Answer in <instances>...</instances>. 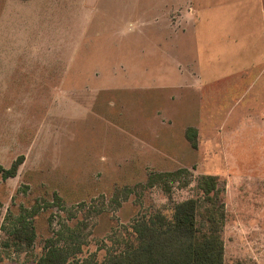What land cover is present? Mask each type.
<instances>
[{
    "label": "rangeland",
    "instance_id": "1",
    "mask_svg": "<svg viewBox=\"0 0 264 264\" xmlns=\"http://www.w3.org/2000/svg\"><path fill=\"white\" fill-rule=\"evenodd\" d=\"M24 2L0 0V264H36L58 232L80 246L77 257L102 262L123 248L140 211L171 216L173 203L201 197L202 175L222 189L224 264H264V110L260 125L221 126L195 88H187L190 102L185 91L174 106L168 86L175 64L193 72L194 23L213 0ZM42 53L61 56L50 76L46 61H30ZM51 76L53 87H34L43 86L36 77ZM21 157L17 174L5 176ZM181 168L168 192L156 185L120 206L112 201L116 189L145 183L151 172ZM55 195L60 204L33 218L29 251L3 246L21 206Z\"/></svg>",
    "mask_w": 264,
    "mask_h": 264
},
{
    "label": "trees",
    "instance_id": "2",
    "mask_svg": "<svg viewBox=\"0 0 264 264\" xmlns=\"http://www.w3.org/2000/svg\"><path fill=\"white\" fill-rule=\"evenodd\" d=\"M196 136V129H187V137L193 147L197 146ZM21 162L22 157L15 160L9 169L4 170L5 176H15ZM184 172H187L186 168L173 172H151L145 183L116 189L112 201L120 206L131 194L156 185L168 192V179H176ZM197 188L201 197L173 203L171 216L160 208L140 211L130 225L123 248L109 253L102 262L93 256L77 257L81 252L80 246L75 243L68 245L65 239L63 242L62 233L58 232L55 238L46 240L44 252L37 258L36 264H224L222 229L226 222V209L222 189L211 175H202ZM61 201L55 195V201H47L44 206H21L20 213L7 231V237L1 241L3 246L12 248L15 253L29 251L36 240L33 218L41 208L58 206Z\"/></svg>",
    "mask_w": 264,
    "mask_h": 264
},
{
    "label": "crops",
    "instance_id": "3",
    "mask_svg": "<svg viewBox=\"0 0 264 264\" xmlns=\"http://www.w3.org/2000/svg\"><path fill=\"white\" fill-rule=\"evenodd\" d=\"M38 2L42 0H25L24 3L35 8ZM202 11V20L194 23L200 30L195 31L192 39L193 72L185 76L180 63L175 64L172 81L167 82L173 89L174 106L183 104L185 91L188 93L185 99L190 102V94L194 92L187 88L191 87L195 88L198 104L202 103L206 110L219 112V125H260L263 121L259 116L264 110V0H213ZM29 58L31 62L46 61L45 74L50 76L48 71L57 67L53 62H59L61 56L53 59L50 53H42ZM36 80L43 86L34 87H53L52 76L42 82L41 77ZM158 84L155 89H161ZM216 114L208 113L207 117ZM138 150L143 151L141 147ZM131 155L136 157V153Z\"/></svg>",
    "mask_w": 264,
    "mask_h": 264
}]
</instances>
